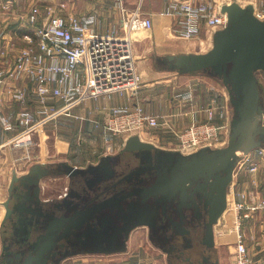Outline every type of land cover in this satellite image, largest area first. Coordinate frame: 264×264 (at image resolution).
Wrapping results in <instances>:
<instances>
[{"label": "crops", "instance_id": "obj_1", "mask_svg": "<svg viewBox=\"0 0 264 264\" xmlns=\"http://www.w3.org/2000/svg\"><path fill=\"white\" fill-rule=\"evenodd\" d=\"M2 1L9 2L8 8L0 5V31L4 32L0 37V72L4 73L12 68L16 52L29 43L26 35L33 36L35 29L45 22L42 15L36 23L30 22L29 13L35 5L40 4L44 11L46 4L57 5L60 1H65L68 4L65 8L66 15H94L96 17L94 26L99 32H107L114 27L121 30L123 19L129 18L137 10L150 16L154 23L151 29L137 31L132 35L137 68L143 78L137 92L135 94L129 91L115 92L110 96L93 98L83 103L81 101L73 106L74 109H79L74 110L76 112L74 117L81 120L82 131L89 132L95 127L103 145L105 144V150L98 154L100 159L96 160L94 156L82 158L83 154L78 153L72 155L70 153V158L55 163L49 160L47 164L42 163V160L28 164L27 160L34 156L33 153L25 154L26 160L23 155L20 158L12 157L6 164L1 159L0 264H10L12 250L15 254L26 252L20 260L22 262L27 253H35L38 250L42 240H52L45 232L44 235L37 234L36 230L40 228L41 223L38 221L40 218L38 215L45 213L40 218L45 223L49 213H53L55 218L61 217L64 213H71L74 205L79 207L89 201L91 195L87 189L88 185L94 182L95 186L104 184L113 176L125 173L127 167L132 170L136 167L168 162L172 160L176 151L186 155L196 152L194 150L191 153H184L179 149L180 134L191 124L208 120L223 123L220 111L227 107L229 125L224 128L222 146L228 144L233 133L238 132L232 125L235 113L232 97L237 93L243 96L244 90L237 87V83L225 73L226 70L213 67L178 70L169 66L170 54L203 53L210 49L213 37L219 30L204 24L198 36L187 38L177 35L175 32L177 19L160 13L171 0H122L125 8H122L119 0ZM251 1L257 0H237L242 6H247ZM17 39H21L22 44H17ZM261 69L263 79L256 73L257 69L255 71L261 105L256 122L259 128L263 126L264 131V68ZM20 83L27 89L26 100H16L10 85H4L0 91V112L15 119L20 110L29 108L37 117L38 113L44 111V105L33 92V84L26 80ZM189 92L192 93L193 99H184L182 94ZM61 102L62 100L50 101L47 106L49 109L55 108L61 105ZM136 104H141L147 112L159 117L161 123L157 130L161 134L163 146L146 148L135 145V142L127 146V140L124 141L122 136L106 132L103 126L97 123L103 119L108 107ZM211 112L214 114L213 117H210ZM163 120L166 122L163 123ZM21 131L23 128L21 129L19 125L15 129L6 130L0 122V145H5L8 142L7 138H14ZM79 139L81 142L84 141L83 136H79ZM35 142L40 145L43 143L38 138ZM254 143L250 150L244 151V154L231 162L229 169L219 180L218 191L212 198L213 203L217 201L224 207L221 213L223 215L230 212L229 199L233 196L244 204L241 231L252 258L258 264H264V150L261 152L264 148V134L256 136ZM28 144L29 142L21 147L24 148ZM127 160L130 163L128 165ZM254 162L258 167L252 170ZM63 163L73 165L81 171L69 174ZM36 164L46 169V173L42 174L40 170L34 169ZM223 164L219 163L211 168V171L218 170ZM36 172L38 176L35 175ZM26 175L34 177L36 182L25 180ZM141 176L153 179L157 174L155 171L153 174L142 171L138 174L139 178H142ZM127 183L129 181L125 183L126 186ZM188 201L191 202L189 199ZM135 206L142 205L138 203ZM35 209L38 214L34 212ZM187 210L186 208L185 211ZM129 211L127 208L122 211L112 208L99 212L88 221L75 222L68 236L62 241L65 242L66 248L60 251L56 264L234 263L236 245L230 241L236 237L235 234L218 233V229L222 232L228 227L223 217L216 225L215 234L205 225H201L197 233H186L181 231L184 223L179 226L180 229L173 228L172 231L168 221L161 224L162 218L156 204L151 209L145 207L144 213L139 211L141 213L139 216L152 217L150 224L148 221L129 228L130 220L127 219ZM208 211L209 209L206 212V220ZM187 225L192 229L191 224ZM202 237L204 242L201 240ZM52 242L50 251L37 264H52L54 260L51 254L58 243L53 240ZM207 247L213 248L209 250L211 254Z\"/></svg>", "mask_w": 264, "mask_h": 264}, {"label": "built area", "instance_id": "obj_2", "mask_svg": "<svg viewBox=\"0 0 264 264\" xmlns=\"http://www.w3.org/2000/svg\"><path fill=\"white\" fill-rule=\"evenodd\" d=\"M235 1L171 0L160 13L177 19V35L192 38L200 34L204 24L217 30L225 28L229 16L223 7ZM119 2L125 8L122 0ZM250 4L254 7V14L264 19V0L251 1ZM0 5L8 8L9 2L0 0ZM44 8L43 11L40 5H35L30 10V22L36 23L40 15L45 17V22L35 29L33 36L26 35L29 43L16 52L12 68L7 73L0 72V91L4 85L14 84L13 97L25 101L27 89L20 82L26 80L33 84V92L43 103L42 112L48 111L47 104L50 101L62 100L66 104L59 111L65 114H71L75 104L88 98L106 97L115 92H137L143 78L137 68L132 35L152 28L154 22L150 16L137 10L129 18L123 19L121 30L114 27L107 32H99L94 26V15H66L65 1L57 5L49 3ZM3 34L0 31V37ZM182 97L193 99L191 92L182 94ZM228 112L227 107L220 111L223 123L208 120L185 128L180 134L179 149L191 153L203 147L220 148L224 143V128L229 125ZM213 116L211 112L210 117ZM0 122L6 130L15 129L18 125L23 127V131L10 140L14 141L15 146H21L31 141L29 128L37 121L34 111L24 108L16 114L15 119L0 112ZM97 123L106 132L122 136L124 141L131 136H138L142 142L160 147L164 145L157 130L161 123L159 117L147 112L141 104L108 107L103 119ZM2 147L3 144L0 150ZM257 167L258 164L254 162L251 169ZM229 202L230 218H225L228 227L222 232L218 229V233H233L236 236L230 241L236 245L233 264H258L250 255L241 231L244 204L237 201L235 196ZM221 217L224 215H219L216 225Z\"/></svg>", "mask_w": 264, "mask_h": 264}, {"label": "water", "instance_id": "obj_3", "mask_svg": "<svg viewBox=\"0 0 264 264\" xmlns=\"http://www.w3.org/2000/svg\"><path fill=\"white\" fill-rule=\"evenodd\" d=\"M223 10L228 12L229 23L225 28L217 31L210 49L203 53L170 54L168 59L171 61L169 66L178 70L208 67L226 70L225 73L228 74V77L237 83V87H242L244 90L243 96L237 93L236 96L233 95L232 97L235 106L232 125L234 130L236 129L238 132L233 133L226 147H203L190 154L192 156L191 161L185 159L181 154L175 153L172 160L168 162L137 167L128 174V178H130L142 171L153 174L154 171L160 173L162 170H168L170 171L168 178L158 174L159 180L152 183L141 181L142 186L134 190L125 191L122 189L100 200H97V197L92 198L76 209L69 218H52L50 221L47 218L45 234L51 237L54 242H58L51 254L52 258L57 256V247L60 246L59 240L63 238L66 231L73 227L75 222L88 221L102 210L115 208L122 211L127 208L130 210L127 216V219L130 220L129 228L148 221L150 224L152 217L139 215L144 213L145 207L151 209L153 205H157V201L153 202L151 199L156 195L168 199L180 192L183 194L187 191L189 179L196 181L192 191L206 196L207 204H209L211 195L218 191L219 180L223 177L224 172L229 169L231 162L237 158L238 150L248 151L255 144L256 136L262 132L256 122V117L261 112V105L260 88L255 71L258 68H264V19H260L254 14L252 4L242 6L235 1L224 5ZM133 142L140 147H154L150 143L140 141L138 136H131L127 140V146ZM199 157H202V161H198ZM220 162L226 164L222 169L212 172L211 168ZM63 166L67 168L69 174L81 171V169L67 163H63ZM33 168L40 170L42 174L46 173V169H43L40 164H36ZM35 175L38 176V172ZM25 180H29L31 183L36 182V179L31 175H26ZM132 196L134 199L139 197L142 206L136 207L137 200H134ZM161 199L163 209H165L168 202ZM211 207L216 222L224 207L219 205L217 201ZM136 209L141 213L137 212ZM52 240H42L38 250L35 253H27L22 262L20 260L25 255V251L22 254H17L18 261L16 263H13L12 259L9 260V263L37 264L52 248ZM56 263L53 262L52 264Z\"/></svg>", "mask_w": 264, "mask_h": 264}, {"label": "rangeland", "instance_id": "obj_4", "mask_svg": "<svg viewBox=\"0 0 264 264\" xmlns=\"http://www.w3.org/2000/svg\"><path fill=\"white\" fill-rule=\"evenodd\" d=\"M66 1L68 2L69 0ZM66 6H68V4H66ZM41 8L43 9V7ZM17 44H22L21 39H17ZM195 70L201 69L196 68ZM262 71L263 70L261 68H258L256 73H258V76L263 79ZM9 85L13 89V84L9 83ZM99 97L104 96H98V98ZM92 99L93 98L85 99L82 101V103ZM65 104L66 103L62 101L61 105H58L55 108L51 107L47 112H40L37 114V122L29 128L28 132L31 137V141H29V144L24 148L21 146H15L14 141H10L12 138H7L8 143L3 145L0 150V161L3 159L4 163L6 164L8 162L7 160L11 159L12 157L19 156L20 158V156L23 155L25 158V154L28 155L30 153H33L34 156L32 158H28V164L39 160H42V163L44 164L49 163V160H53L54 163L58 162L59 160H67L70 158V153L71 155L75 153L83 154L82 158H85L86 156H90L92 158L94 156L95 159L97 158L96 160L100 159L98 154L105 150V144L103 145V142L99 137V133L95 127L91 128L89 132L84 130L82 131L83 124L81 120H78L76 117H74V110L79 109H74L73 107L71 114H65L63 111H59V109L64 107ZM45 118L47 119L44 120ZM22 128L23 127H21V129ZM260 129L262 131L263 126H261ZM259 135H263V131L259 133L258 136ZM79 136H83V142L80 141ZM37 138L43 142L41 145L35 142ZM224 145L228 144L226 143ZM240 151V153L237 152V158L244 154V150ZM26 159L27 158H25V160ZM191 159L192 156H188V160L191 161ZM198 161H202V157H199ZM224 164L222 166H224ZM129 187H131V183H127V188ZM136 200L138 203H140L139 197H136ZM156 200L157 198H154L152 201L156 202ZM244 209L245 206L241 211L242 214L244 213ZM223 218H230V212L228 211L225 213Z\"/></svg>", "mask_w": 264, "mask_h": 264}, {"label": "flooded vegetation", "instance_id": "obj_5", "mask_svg": "<svg viewBox=\"0 0 264 264\" xmlns=\"http://www.w3.org/2000/svg\"><path fill=\"white\" fill-rule=\"evenodd\" d=\"M228 144H229V142H228ZM225 146H227V145H224L220 148H223ZM176 153L181 154L185 159H188V156H191V155L183 154L182 152H178V151H176ZM128 164H130V163L127 160L126 165H128ZM136 168L131 170V168L127 167L125 170V173L120 174V175H116L113 177L110 176L112 178H110L109 181H105L104 184L102 183V184H98L97 186H95L96 182H94V183L88 185L87 189H89V191H90L89 194L91 195L89 200L92 198H95V197H97V200H100V199L108 197L111 194H113L114 192L120 191L122 189H124L125 191L134 190L135 188H139L142 186L141 181L142 182L143 181H150L152 183V182L159 180L158 174H160V176H162V177H167V178L170 176V171L162 170V171H160V173H157V171H155L157 176L155 178L153 177V179H147L144 176L143 177L141 176L142 178H139L138 174H135L133 177L128 178V174H130ZM128 181H129V183H131V187H129V188H127V186L125 185V183ZM195 185H196L195 180H193L192 186L189 184V181H188V185H187V189H186L187 191L184 192L183 194L180 192V193H178L177 196L169 197L168 199H165V197H162L161 195H156L155 197H153L151 199V201L154 198H157L156 201H157L158 209L160 210V217L162 218L161 224H165L168 221L169 226L171 227V229H170L171 231L173 230V228L178 229L179 226H181V224L184 223L183 230L181 229L182 232L184 231L186 233H191V232L197 233L199 228L201 227V225H205L206 227H208V229L212 230L213 233L215 234V228H216L215 227V225H216L215 218L216 217H214L215 216L214 211H213V208L211 207L212 204H214L212 195H211V199H210L209 204H207V197L206 196L198 194L196 191L195 192L192 191V189ZM191 193L194 195H192ZM196 194H197V196H196ZM133 197L134 196H132V198ZM132 198H130V199H132ZM160 198H162L161 200L168 202L167 203L168 205L166 206L165 209H163V204L161 203ZM188 199L191 200L190 203H188L189 202ZM134 200H136V199H134ZM79 207L74 205V207H73L74 209L71 208L72 209L71 213L70 212L64 213L59 218H69L72 214H74V211H76V209H78ZM186 208L188 209L187 211H185ZM208 209H209V211H208L207 220H206L205 217H206V212ZM36 210L37 209H35L34 212H36L38 214V211H36ZM102 211H104V210H102ZM209 212L211 214H209ZM44 214L45 213L41 214V216H43ZM38 216L41 218L40 215H38ZM47 217H48L49 221L52 218H55L53 213H49L47 215ZM32 218H35V217H32ZM40 218L38 220L39 222H41V223H39L40 228L38 230H36V232H37V234L44 235V232L46 230L45 227H46L48 221L44 223L43 221L40 220ZM187 224H191L192 229L188 228L189 226ZM69 232H70V229L68 231H66L63 235V238L59 240L60 246L57 247V256L53 257L54 263H56V259L60 257V251L66 248V245L64 244L65 242H62V241H64V239L68 236ZM201 240H202V242H204L203 237ZM201 240H200V242H201ZM212 249L210 247H207V251L212 250ZM23 252L24 251H21V252H17L15 254L13 250L11 251V256H12L11 259H12L13 263H16L18 261L17 254H22ZM181 253H183V251H181ZM209 253L211 254L210 251H209ZM210 256H212V255H210Z\"/></svg>", "mask_w": 264, "mask_h": 264}, {"label": "bare ground", "instance_id": "obj_6", "mask_svg": "<svg viewBox=\"0 0 264 264\" xmlns=\"http://www.w3.org/2000/svg\"><path fill=\"white\" fill-rule=\"evenodd\" d=\"M241 151L240 150H238V153H240ZM220 163H224V162H220ZM219 164V163H218ZM217 164V165H218ZM223 167V166H222ZM222 167L221 168H219V169H222ZM213 168V167H212ZM218 169V170H219ZM217 171V170H216ZM216 171H212V172H216ZM193 181H192V179H189V184H191Z\"/></svg>", "mask_w": 264, "mask_h": 264}]
</instances>
